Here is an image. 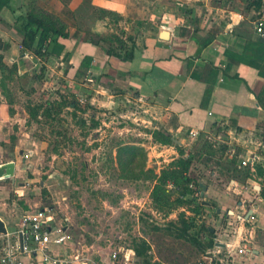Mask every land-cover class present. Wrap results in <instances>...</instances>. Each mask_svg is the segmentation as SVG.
Masks as SVG:
<instances>
[{
  "label": "crops",
  "instance_id": "crops-1",
  "mask_svg": "<svg viewBox=\"0 0 264 264\" xmlns=\"http://www.w3.org/2000/svg\"><path fill=\"white\" fill-rule=\"evenodd\" d=\"M32 3L68 26L67 38L46 49V61L23 53L21 46ZM259 19L264 20V0H0V55L17 65L19 75L45 65L53 79L64 78L89 92L91 104L100 109L126 100L156 111L182 149L189 146L185 138L194 140L201 168L194 184L207 233L195 237L193 228L187 231L195 242L175 232L176 237L200 247L198 264H264V35L256 29ZM218 140L225 143L220 155L206 153ZM18 178L16 163L15 181H0V220L7 229L0 236L8 240L0 254L23 245L17 234L21 211L9 202ZM181 213L190 223L187 212ZM61 228L68 235V228ZM67 243L51 249L70 259L75 252ZM131 250L133 263L138 255ZM34 254L37 258H27V264L41 262V254Z\"/></svg>",
  "mask_w": 264,
  "mask_h": 264
},
{
  "label": "rangeland",
  "instance_id": "rangeland-1",
  "mask_svg": "<svg viewBox=\"0 0 264 264\" xmlns=\"http://www.w3.org/2000/svg\"><path fill=\"white\" fill-rule=\"evenodd\" d=\"M4 63L8 68L0 69V106L5 111L0 115V163L18 165L19 184L9 192V202L19 205V219L51 209L53 225L68 228L66 245L90 264H113L114 251L136 247H144L145 253L131 264H198L200 247L176 237L169 223L186 211L193 224L191 235L207 233L200 222L199 189L194 184L185 208H157L152 198L156 177L180 158L178 137L168 133L161 116L135 101L100 109L91 104L89 92L64 78L53 79L45 65L19 75L10 70V61ZM65 103H76L77 108ZM46 109L50 117L44 116ZM154 132L171 137V145L157 141ZM184 140L189 145L183 147L186 156L194 158L189 175L197 181L201 168L193 151L196 142ZM218 141L205 152L220 155L219 146L225 143ZM125 145L143 152L137 151L134 162L123 169L118 151ZM169 189L172 199H178L180 192ZM6 240L0 236V250ZM115 264L124 263L120 259Z\"/></svg>",
  "mask_w": 264,
  "mask_h": 264
},
{
  "label": "trees",
  "instance_id": "trees-1",
  "mask_svg": "<svg viewBox=\"0 0 264 264\" xmlns=\"http://www.w3.org/2000/svg\"><path fill=\"white\" fill-rule=\"evenodd\" d=\"M25 22L23 26L24 39L22 41V50L25 52H33L39 58L46 56V49L52 43L59 45L60 40L67 38L68 26L61 21L57 16L43 10L38 7L36 3H32L30 10L24 16ZM45 51V52H44ZM8 68L4 63V57L0 55V69ZM12 72L18 71L17 65H13L10 69ZM71 104V107L76 109V103H65L66 107ZM64 107L63 105H60ZM34 118L37 117L36 113ZM44 116H51V110L46 109ZM153 137L163 145H171L172 138L169 136L161 135L160 132H154ZM180 155L179 159L174 160L169 166L164 169L159 177H156V185L153 189L152 198L157 208H174L185 207L189 205L187 198L194 195L192 185L194 180L190 177V170L194 164V158L185 156V152L181 146H175ZM137 151L143 152V149L135 145H125L119 148L118 151V163L120 166L126 167L130 161L134 162ZM199 187V184L197 183ZM172 188L177 189L180 192L179 198L173 200ZM200 188V187H199ZM169 227L177 233L178 237L187 238L195 242L196 240L190 237L187 233L193 228V224L189 223L186 219V214L181 213L179 216V223L172 222ZM141 244V243H140ZM214 243H210L209 247ZM208 248V247H207ZM136 253L139 257H142L145 253L144 247L139 249L136 247Z\"/></svg>",
  "mask_w": 264,
  "mask_h": 264
},
{
  "label": "built area",
  "instance_id": "built-area-1",
  "mask_svg": "<svg viewBox=\"0 0 264 264\" xmlns=\"http://www.w3.org/2000/svg\"><path fill=\"white\" fill-rule=\"evenodd\" d=\"M256 29L259 34L264 35V20L256 21ZM45 52V51H44ZM195 137L197 133L193 132ZM248 165V161L243 163ZM18 237L22 238L23 245L18 243L16 247L11 246L9 251L0 254V264H27L26 259H36L38 252L42 260L38 264H90L88 258H81L80 251H76L70 259L60 258L52 249V245H64L69 237L61 227H55L51 218V210H36L26 215L17 230ZM35 249H32L33 247ZM245 250H240L244 253ZM134 252L131 249H120L112 255L113 264L120 259L124 264H131Z\"/></svg>",
  "mask_w": 264,
  "mask_h": 264
},
{
  "label": "water",
  "instance_id": "water-1",
  "mask_svg": "<svg viewBox=\"0 0 264 264\" xmlns=\"http://www.w3.org/2000/svg\"><path fill=\"white\" fill-rule=\"evenodd\" d=\"M15 174H16V163L15 162H9L3 165H0V181L3 180H12L15 181ZM203 192L201 194L202 197L205 196V192L207 191V188L202 184L201 185ZM0 233L7 234V229L4 225V223L0 220Z\"/></svg>",
  "mask_w": 264,
  "mask_h": 264
}]
</instances>
